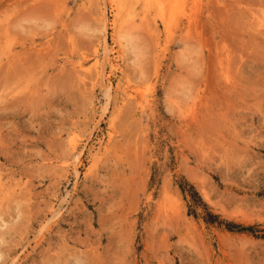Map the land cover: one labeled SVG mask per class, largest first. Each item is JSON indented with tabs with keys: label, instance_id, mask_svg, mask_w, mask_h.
Returning a JSON list of instances; mask_svg holds the SVG:
<instances>
[{
	"label": "rangeland",
	"instance_id": "obj_1",
	"mask_svg": "<svg viewBox=\"0 0 264 264\" xmlns=\"http://www.w3.org/2000/svg\"><path fill=\"white\" fill-rule=\"evenodd\" d=\"M0 264H264V0H0Z\"/></svg>",
	"mask_w": 264,
	"mask_h": 264
},
{
	"label": "bare ground",
	"instance_id": "obj_2",
	"mask_svg": "<svg viewBox=\"0 0 264 264\" xmlns=\"http://www.w3.org/2000/svg\"><path fill=\"white\" fill-rule=\"evenodd\" d=\"M190 19V18H189ZM190 21V20H189ZM127 39V38H126ZM130 41V40H129ZM129 96H130V94H129Z\"/></svg>",
	"mask_w": 264,
	"mask_h": 264
}]
</instances>
